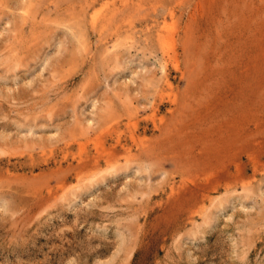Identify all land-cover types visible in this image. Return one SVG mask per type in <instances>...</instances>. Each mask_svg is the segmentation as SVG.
I'll return each instance as SVG.
<instances>
[{
    "label": "rangeland",
    "instance_id": "obj_1",
    "mask_svg": "<svg viewBox=\"0 0 264 264\" xmlns=\"http://www.w3.org/2000/svg\"><path fill=\"white\" fill-rule=\"evenodd\" d=\"M0 264H264V0H0Z\"/></svg>",
    "mask_w": 264,
    "mask_h": 264
}]
</instances>
